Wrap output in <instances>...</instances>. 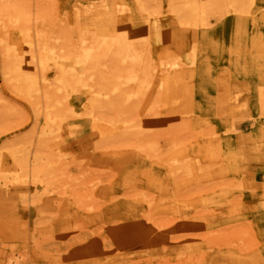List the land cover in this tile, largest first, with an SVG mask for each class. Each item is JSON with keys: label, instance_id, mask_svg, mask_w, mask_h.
<instances>
[{"label": "bare ground", "instance_id": "bare-ground-1", "mask_svg": "<svg viewBox=\"0 0 264 264\" xmlns=\"http://www.w3.org/2000/svg\"><path fill=\"white\" fill-rule=\"evenodd\" d=\"M78 2L72 4L73 30L65 27L57 35L45 34L36 29L37 20L41 17L40 7L36 4L33 14L29 2L0 4V21L4 18L7 22L2 26L6 31L11 28L16 33L14 40L0 37L4 78L16 92L31 102L33 109L42 114L44 120L37 127L35 144L11 149L13 157L18 154L21 156L19 165L22 172H28L33 181L37 180L39 174H46L51 162L45 157L47 147L58 149L61 141L67 140L65 135L72 130L68 128L63 134L53 132L61 127V121L81 114L85 118L80 121L83 130L80 138L84 139L71 145H78L82 157L90 156L92 160L99 159V162L104 163L103 159L114 156L119 164L131 169L122 174L114 185L99 186L97 192L94 187L99 180L89 179L80 183L72 177L71 185L75 187H71L69 193L74 199L72 206L89 210L97 207L89 200L124 190H128L125 194L133 198L117 201L108 208V213L98 210L91 216H81L83 219L87 217L97 222L104 217L109 218L112 213L125 217V221L134 222L140 218L144 228L136 230L131 225V234L156 246L166 245L177 232L176 228L180 227L182 242L176 243L175 247H186L189 251L187 259L176 264L264 262V244L248 252L247 255H251L249 258L237 254L247 248L240 243L245 230L220 232L216 227L221 216L196 213L194 206L186 204L188 207L184 221L170 227L151 214V208H155L158 201L155 202L150 194L131 190L155 189L154 174L163 175V178L187 175L189 180L203 179L211 173L205 169L208 165L203 166L202 163L211 161L215 153L225 157L224 166L215 169L219 174H224L225 169L229 170L239 163L245 167H249V162L264 165V117L256 126L255 140L251 144L240 145L239 150L234 146L235 141L231 136L225 138L214 135L196 139L188 145L201 153L202 161L178 163L177 159L172 158L168 165L162 166L146 160L151 155L159 158L158 139L163 138L174 146L179 143L175 140V134L200 125V115L183 118L174 112L175 107H190L197 97L200 98L199 103H213L218 110L236 109L242 112L243 107H253L257 113L264 115V0H166L165 7L161 0ZM215 14L219 16L217 25L209 28V17ZM153 19L159 24L153 26ZM150 38L160 48L156 50L158 60L166 53L164 48L161 49L163 40L173 39L175 46H184L188 43L186 41L197 38H226L228 43L221 53L222 64L231 66L232 72L246 71L256 80L252 83L244 80L234 86L226 73L216 70L207 72L203 83H194L191 77L198 64L192 69L171 61L154 63ZM215 44L218 45V42ZM241 52L243 54L239 55ZM48 69L52 70L53 81L48 76ZM71 95L73 102L81 106L80 113L75 112L69 102ZM249 101L250 106L247 104ZM37 125V121L34 122V126ZM213 133L215 131L208 130L202 135ZM59 136L61 140L55 141ZM126 145L135 147L136 151L107 149L106 152H94L97 147ZM80 167L85 170V166L80 164ZM219 185L221 188L214 196L230 197L233 183ZM18 187L13 189L19 190ZM79 190L86 191L87 195L80 194ZM13 197L9 195L2 198L3 201L0 199V202L6 201L15 214L19 212L11 205ZM135 204L141 206V211L136 213ZM72 206L63 207L61 219L66 218L68 212L77 215L78 212L73 211ZM263 219L262 216L264 223ZM186 221L192 222L188 228L185 227ZM190 230L191 233L199 231L206 234L202 239L198 236L187 237L185 232ZM200 246L208 247L204 262L197 263L199 257L195 260L189 257ZM83 248L88 253L99 252L90 243L84 244ZM95 260L99 258L94 256L88 262L91 264ZM3 264L15 262L7 259Z\"/></svg>", "mask_w": 264, "mask_h": 264}, {"label": "rangeland", "instance_id": "rangeland-1", "mask_svg": "<svg viewBox=\"0 0 264 264\" xmlns=\"http://www.w3.org/2000/svg\"><path fill=\"white\" fill-rule=\"evenodd\" d=\"M161 1L165 7L166 0ZM4 2L10 4L29 2L32 14L36 11L34 5L36 4L40 7L41 15L37 20L36 29L52 35H57L65 27L73 28L72 4H79L78 0H0V4ZM218 17V14L209 17V28L216 27ZM6 23V20L2 18L0 37L6 36L14 40L16 33L13 29L9 28L6 31V28L2 26ZM158 24L154 19L152 20L153 26ZM218 39L197 38L186 41L188 43L184 46H175L173 39L163 40L161 49L164 48L166 53L158 60L156 50L160 48L156 47L155 41L150 38V47L154 53L152 61L154 63L162 60L171 61L192 69H195L198 64L191 77L194 83L198 81L203 83L207 72H216V70L226 73L228 78L232 79L230 81L234 83V86L244 80L255 81L256 79L248 72H242V70L232 72L231 66L225 67L222 64L221 53L224 52L228 40ZM217 42L218 45L215 44ZM242 54L241 52L239 55ZM243 70H245L244 67ZM48 76L53 81L51 69H48ZM11 85L4 78L0 54V199L3 201L7 196L14 195L11 205L15 206L19 212L13 214L6 201L5 203L0 202V264L5 263L7 259L15 264H89L88 260L94 256L99 260L91 264H176L187 259L189 250L186 247H175L176 243L182 242L180 227L176 228L177 232L166 245L156 246L145 243L134 233L131 234V225L135 226L136 230L144 228L140 218L134 222L125 221V217L112 213L109 218L104 217L96 222L90 218L81 217L91 216V213L98 210L108 213V208H111L117 201L133 199L125 194L128 190L89 200L92 205H97L89 210L72 206L74 199L69 194L71 189L75 188L71 185L72 177L80 183L89 179L99 180L94 187L97 192L99 186L114 185L122 174L131 169L127 165L119 164L114 156L103 159L104 163L99 162V159L94 161L90 156L82 157L78 145H71L84 139L80 138L81 131H83L80 121L85 118L83 115L76 114L74 117L66 118L61 121V127L53 132L58 131L63 134L68 128L72 130L67 136L65 135L67 140H62L58 149L47 147L45 157L51 162L46 174H39L37 180L33 181L28 172H22V167L19 165L21 156L18 154L13 157L11 149L30 147L35 144L38 136L37 127H40L44 120L42 114H38L33 109L31 102L16 92ZM199 99L197 97L196 102L191 103L190 107H175L174 112L183 118L200 115L198 120L200 125L197 128L186 129L180 134H175V140L179 143L174 146L163 138L158 139L159 158L151 155L146 157V160L157 162L162 166L168 165L172 158L177 159L178 163L193 164L194 161H202L201 153L195 148L188 147L196 139H206L214 135L217 137L222 135L225 138L231 136L238 150L240 145L251 144L255 140L256 126L260 124L264 115L257 113L253 107L249 109L243 107L242 112L236 109H232L233 111L218 110L213 103L201 100L199 103ZM69 102L75 112L80 113L81 106L73 102L72 95L69 97ZM247 104L250 106L251 102ZM35 118L39 126H34ZM69 121L73 122L66 125ZM208 130L209 132L215 131V134L203 136L202 133ZM193 136L195 137L192 138ZM54 140H61L60 136ZM107 149L136 151L135 147L126 145L109 148L97 147L94 152H106ZM224 159L225 157H222L220 153H215L212 154L211 161L202 163L203 166L208 165L205 169L211 173L203 179L189 180L187 175L163 178V175L160 177L154 174L155 189L135 188L131 190L150 194L155 202L158 201V205L151 208V214L158 221H164L170 227L184 221V214L188 207L186 204L194 206L196 213H214L221 216L216 227L220 232L245 230L240 243L247 248L244 252H237V254L240 257L249 258L251 255H247L248 252L264 244V223L261 220L262 216L264 218V165L249 162L247 165L249 167H245L239 163L236 167L225 169L224 174L216 173L217 167L224 166ZM80 164L85 166V170L80 167ZM68 176L71 178H67ZM221 183H233L231 189L233 193L230 197L214 196V193L221 188L219 185ZM16 186H19V190L15 191ZM79 192L84 196L87 195L84 190H79ZM154 201L151 203L154 204ZM68 205L78 213L74 216L75 212H68L69 215L61 219L63 207L66 208ZM226 205L232 207H225ZM134 206L136 213L141 211V206L136 204ZM189 223L192 222L186 221L185 227L188 228ZM191 231L185 232L188 234L187 237L198 236L202 239L206 234L199 231H195V234ZM86 243L99 249V252H85L83 245ZM207 247H201L191 254L189 259L195 260L199 257V260H196L197 263L204 262ZM220 248L223 247L220 246ZM256 263L264 264L262 260Z\"/></svg>", "mask_w": 264, "mask_h": 264}]
</instances>
